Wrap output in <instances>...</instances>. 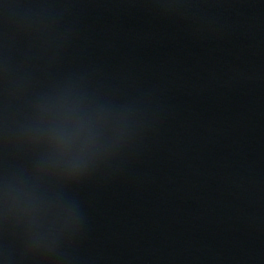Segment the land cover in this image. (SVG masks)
<instances>
[{
	"label": "water",
	"instance_id": "water-1",
	"mask_svg": "<svg viewBox=\"0 0 264 264\" xmlns=\"http://www.w3.org/2000/svg\"><path fill=\"white\" fill-rule=\"evenodd\" d=\"M0 264H264V0H0Z\"/></svg>",
	"mask_w": 264,
	"mask_h": 264
}]
</instances>
